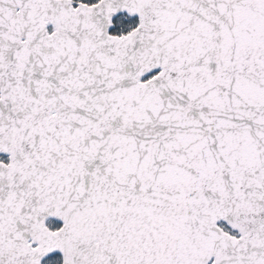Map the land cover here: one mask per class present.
I'll list each match as a JSON object with an SVG mask.
<instances>
[{"label": "snow or ice", "instance_id": "obj_1", "mask_svg": "<svg viewBox=\"0 0 264 264\" xmlns=\"http://www.w3.org/2000/svg\"><path fill=\"white\" fill-rule=\"evenodd\" d=\"M0 264H264V0H0Z\"/></svg>", "mask_w": 264, "mask_h": 264}]
</instances>
